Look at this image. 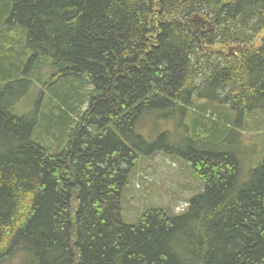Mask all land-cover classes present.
Segmentation results:
<instances>
[{
	"label": "trees",
	"instance_id": "16d2710c",
	"mask_svg": "<svg viewBox=\"0 0 264 264\" xmlns=\"http://www.w3.org/2000/svg\"><path fill=\"white\" fill-rule=\"evenodd\" d=\"M0 21L24 50L0 46V264H264V0H0ZM161 152L198 185L128 223Z\"/></svg>",
	"mask_w": 264,
	"mask_h": 264
},
{
	"label": "rangeland",
	"instance_id": "374dc122",
	"mask_svg": "<svg viewBox=\"0 0 264 264\" xmlns=\"http://www.w3.org/2000/svg\"><path fill=\"white\" fill-rule=\"evenodd\" d=\"M2 25L3 24L0 21V46L5 50L14 49L15 52L20 53V51L23 50L22 47H14L17 46L15 42L19 41L20 38L18 37L17 31L11 32ZM234 51L233 48H228L226 54L229 56ZM202 65L203 64L199 65V69L196 68V73H198L199 70L202 71L200 69ZM47 76L48 73L45 70L39 73L38 83L35 86V90L32 91L28 98L22 99L15 105V114H28L30 112L29 110L33 105V95L36 90H41L42 88L47 89L58 85V78L56 75L54 77V82L49 76ZM213 92H215V90H213ZM226 113L227 112L225 111V115ZM261 123H264V120ZM244 138L246 141H255L258 144L255 153L256 155H259L262 141L255 134H245ZM154 156L155 157L150 159L142 160L140 167L136 170V174L139 178H134L135 180H132L131 182L132 187L129 189L131 195L128 200L125 199L124 206V218L128 223H131L135 217H138V213L142 211V209L139 211L138 207L143 204V201L150 203L154 200V205L167 203L171 205L175 213H180L186 206L187 197L190 194L189 190L191 187H197L198 185L196 181L187 178L185 170L183 169L184 166L182 165L184 162L179 157L168 156L164 152L156 153ZM142 177L144 180H142ZM177 184L186 185L185 188L189 193L186 190H183L180 197L175 198L172 194L173 190L171 187L177 186Z\"/></svg>",
	"mask_w": 264,
	"mask_h": 264
},
{
	"label": "bare ground",
	"instance_id": "6f19581e",
	"mask_svg": "<svg viewBox=\"0 0 264 264\" xmlns=\"http://www.w3.org/2000/svg\"><path fill=\"white\" fill-rule=\"evenodd\" d=\"M11 84V83H10Z\"/></svg>",
	"mask_w": 264,
	"mask_h": 264
},
{
	"label": "water",
	"instance_id": "95a60500",
	"mask_svg": "<svg viewBox=\"0 0 264 264\" xmlns=\"http://www.w3.org/2000/svg\"><path fill=\"white\" fill-rule=\"evenodd\" d=\"M196 19V18H195Z\"/></svg>",
	"mask_w": 264,
	"mask_h": 264
}]
</instances>
